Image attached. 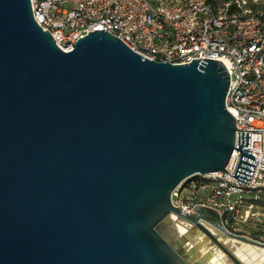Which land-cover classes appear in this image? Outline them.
Listing matches in <instances>:
<instances>
[{
  "label": "water",
  "instance_id": "obj_1",
  "mask_svg": "<svg viewBox=\"0 0 264 264\" xmlns=\"http://www.w3.org/2000/svg\"><path fill=\"white\" fill-rule=\"evenodd\" d=\"M200 59L142 58L103 29L63 51L30 0H0V264H223L217 246L264 264V244L216 210L171 201L186 179L225 173L235 148L232 177L248 184L236 172L254 166L249 132L235 147L246 129L225 107L226 67ZM202 224L218 230L217 261L181 228Z\"/></svg>",
  "mask_w": 264,
  "mask_h": 264
},
{
  "label": "built area",
  "instance_id": "obj_2",
  "mask_svg": "<svg viewBox=\"0 0 264 264\" xmlns=\"http://www.w3.org/2000/svg\"><path fill=\"white\" fill-rule=\"evenodd\" d=\"M35 21L55 44L70 51L72 43L94 29L121 39L142 58L189 63L218 59L227 69L225 107L235 119L241 143L249 132L254 166L243 183L232 177L239 151L227 171L198 174L181 182L171 201L181 213L195 205L216 210L223 227L264 244V0H30ZM66 40H70L67 45ZM184 210V211H183Z\"/></svg>",
  "mask_w": 264,
  "mask_h": 264
},
{
  "label": "rangeland",
  "instance_id": "obj_3",
  "mask_svg": "<svg viewBox=\"0 0 264 264\" xmlns=\"http://www.w3.org/2000/svg\"><path fill=\"white\" fill-rule=\"evenodd\" d=\"M181 228H182L183 231H187V232L190 233L189 240L191 242H193V243L194 242L195 243L198 242L202 247H206L207 249H211L212 248L211 250H214L213 253H212V255L214 257L217 256V253H218L217 250L214 248V246L211 247V245H209L210 240L204 234H202V232H200L199 230L194 229V228L191 229L190 231L187 230L186 228H184L183 226H181ZM196 250H197L198 255L201 254L199 248L196 249ZM220 261H222V263H224V264H229V263H227V261L224 258H223V260H220Z\"/></svg>",
  "mask_w": 264,
  "mask_h": 264
},
{
  "label": "flooded vegetation",
  "instance_id": "obj_4",
  "mask_svg": "<svg viewBox=\"0 0 264 264\" xmlns=\"http://www.w3.org/2000/svg\"><path fill=\"white\" fill-rule=\"evenodd\" d=\"M197 229V230H199L200 232H202V234H204L210 241H212V243L214 244V245H216V242H214L213 240H211L210 239V237H209V234H208V232L209 233H211V234H213V235H216L217 234V232H218V230L215 228V227H213V226H208V225H206V224H202L201 225V227H199V226H194V225H188L187 227H186V229L187 230H191V229ZM217 246V245H216ZM218 247V249H219V251H220V253H221V260H223V258L227 261V263H232L233 262V260L223 251V250H221L220 248H219V246H217ZM186 252H188L189 253V251L188 250H186ZM224 264V263H223Z\"/></svg>",
  "mask_w": 264,
  "mask_h": 264
},
{
  "label": "bare ground",
  "instance_id": "obj_5",
  "mask_svg": "<svg viewBox=\"0 0 264 264\" xmlns=\"http://www.w3.org/2000/svg\"><path fill=\"white\" fill-rule=\"evenodd\" d=\"M215 258H216V257H214V260H215ZM217 259H220V258H219V256L216 258V260H215V261H217ZM220 260H221V259H220Z\"/></svg>",
  "mask_w": 264,
  "mask_h": 264
}]
</instances>
